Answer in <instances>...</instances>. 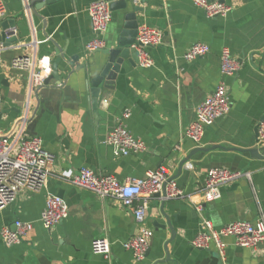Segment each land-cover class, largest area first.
Masks as SVG:
<instances>
[{
	"label": "crops",
	"instance_id": "crops-1",
	"mask_svg": "<svg viewBox=\"0 0 264 264\" xmlns=\"http://www.w3.org/2000/svg\"><path fill=\"white\" fill-rule=\"evenodd\" d=\"M95 1L54 0L39 10L38 16L28 9L26 0H5L0 34L2 22L13 20L19 40L11 47L0 42V136L14 130L29 100L26 135L41 137L55 161L44 187L21 191L14 202L0 210V264H264V242L256 248L239 247L232 237H226L225 261L214 244L208 249L192 245L201 230L197 202H203V214L215 228L238 220L254 222L264 212V156L218 148L194 153L181 168L182 160L197 147L248 149L264 145L258 142V125L264 115V0H224L232 10L213 18L194 0H137L135 3L144 8L139 13L140 25L158 28L163 42L147 48L154 61L150 67L133 66L125 60L114 89L102 91L106 102L97 111L91 107L85 88L87 68L78 69L105 59L101 51L87 49L94 37L88 9ZM123 25L122 12L113 11L104 34L105 48L115 44ZM55 42L65 49L67 60L59 65L64 82L51 80L31 93L30 69L17 67L13 61L27 53L35 60L48 57L53 62ZM196 42L209 44L211 50L187 61L184 54ZM224 48L243 63L234 75L221 73ZM222 80L227 83L230 112L208 126L196 145L186 130L196 119L198 105ZM126 109L131 115L125 124L147 149L116 156L103 139ZM159 166L167 169L185 196L165 201L174 238L161 211L162 199H147V223L154 236L142 260L124 247V241L138 232L134 207H124L118 199L101 198L60 176L88 167L125 181L143 178ZM211 167H227L250 176L223 185L219 199L205 202L202 194ZM48 194L62 197L69 208L68 217L52 229H46L41 221ZM17 219L31 222L33 229L20 243L6 245L1 232L4 227L14 228ZM98 237L111 240L109 258L92 252V241Z\"/></svg>",
	"mask_w": 264,
	"mask_h": 264
},
{
	"label": "built area",
	"instance_id": "built-area-1",
	"mask_svg": "<svg viewBox=\"0 0 264 264\" xmlns=\"http://www.w3.org/2000/svg\"><path fill=\"white\" fill-rule=\"evenodd\" d=\"M137 2V0H134ZM209 18L225 16L232 6L218 0H194ZM6 11L5 0H0V17ZM92 23L94 37L87 43L89 51L104 49L106 40L104 34L108 30L113 17L110 2L97 0L88 9ZM163 33L156 27L141 24L138 28L137 42L134 47L139 53V65L150 67L154 64L147 48L162 44ZM27 45L26 47H28ZM210 45L204 42L194 43L184 54L187 61H193L210 52ZM3 50L0 48V64L2 63ZM13 64L20 68L30 69L31 93L43 85L44 80L52 71V61L48 57L35 60L33 57H17ZM242 61L234 56L229 48H224L221 54V73L230 76L237 73L242 67ZM2 95L0 93V113L2 110ZM25 110L21 113L11 133L0 136V210L14 202L21 191H37L44 187L52 174V165L55 155L45 148L41 137L26 135L27 123L30 119V101L25 103ZM231 103L228 95L227 83L222 80L215 88L212 95L200 103L196 109V119L186 130V136L196 145H200L206 128L217 119L228 115ZM131 111L126 109L122 117L107 135L105 144L113 147L116 156L136 154L147 149L146 143L134 136L125 124ZM259 142H264V121L259 126ZM191 166V164H190ZM61 178L68 182L92 191L101 198L118 199L124 207H134L133 213L138 226V232L124 241V247L130 250L135 259L142 260L146 257L154 230L148 226L146 217V203L149 197L162 191L167 184V197L177 198L185 196L184 191L171 179L167 169L159 166L150 170L143 178L120 180L112 174H99L91 168L82 167L78 172H64ZM243 176H250L248 172L232 170L227 167H211L203 190V201L211 202L221 197V187ZM136 202L138 204L136 205ZM195 208L201 216V230L192 240L196 248L208 249L214 244L220 252L222 259L226 260V243L224 238L232 237L234 244L239 247L256 248L264 242V212L254 222L238 220L215 228L213 223L204 216L203 202L195 203ZM69 215V208L65 200L53 194H48L41 221L46 229H52ZM15 227H4L1 235L6 245L20 243L33 229L29 221L17 219ZM92 252L110 257L111 240L108 237L93 239ZM107 264H111L110 262ZM227 264V263H224Z\"/></svg>",
	"mask_w": 264,
	"mask_h": 264
},
{
	"label": "water",
	"instance_id": "water-1",
	"mask_svg": "<svg viewBox=\"0 0 264 264\" xmlns=\"http://www.w3.org/2000/svg\"><path fill=\"white\" fill-rule=\"evenodd\" d=\"M110 2L112 11H121L124 16V25L120 34L111 47L104 48L98 51H101L105 55V59L99 62V64L94 61L89 66L86 64L81 67H77L79 70L82 68H87V72L84 77L86 92L90 99L91 107L97 111L101 106L106 102L102 100V91L104 89H114L115 80L118 74L121 72V68L125 60H128L129 63L133 66H136L139 63V53L134 44L137 42L138 37V28L140 26L139 13L144 11V8L140 5H137L134 0H107ZM224 2V0H218ZM28 9H32L33 12L39 15V10H41L45 5H48L54 0H26ZM15 21L13 20H4L2 22V31L0 34V42L4 47H11L18 42L19 38L16 35ZM56 43V42H55ZM56 58L52 62V72L46 77L42 86L49 85L51 80L58 81L61 84L63 81L59 65L62 61L67 60L65 56V49L59 46L56 43ZM17 57H30L29 54H21ZM15 57V58H17ZM75 57L74 59H76ZM68 64V63H67ZM70 66L73 67V64L70 63ZM41 86V87H42ZM39 87V88H41ZM264 121V115L260 121ZM258 125V131L259 126ZM107 137V136H106ZM104 137L103 142L106 140ZM258 142H259V133H258ZM105 144V143H104ZM112 147V146H111ZM229 149V150H245L251 153L252 156H264V145H256L248 149H238V148H227L222 145H214L211 147H197L188 157L182 160L181 168L183 165L192 158L194 153L197 152H209L214 149ZM113 149V147H112ZM261 154V155H260ZM167 183L164 184V187L161 192L156 193L154 196L162 199L161 211L167 219V224L173 232L172 238L176 236V232L172 226L170 217L165 212V201L167 197ZM108 199V198H106ZM154 225L158 227L157 221L154 222ZM166 225H162L165 228ZM168 243L166 244V251L168 258H170V253L168 249Z\"/></svg>",
	"mask_w": 264,
	"mask_h": 264
}]
</instances>
